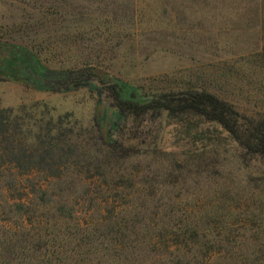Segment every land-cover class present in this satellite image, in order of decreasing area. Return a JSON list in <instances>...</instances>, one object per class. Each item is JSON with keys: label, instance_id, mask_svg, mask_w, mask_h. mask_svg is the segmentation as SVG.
Returning <instances> with one entry per match:
<instances>
[{"label": "rangeland", "instance_id": "rangeland-1", "mask_svg": "<svg viewBox=\"0 0 264 264\" xmlns=\"http://www.w3.org/2000/svg\"><path fill=\"white\" fill-rule=\"evenodd\" d=\"M0 44L48 70L106 73L148 98L204 90L264 120V0H0ZM107 101L87 88L0 82V109L24 131L40 113L88 126L112 113ZM146 119L111 129L139 146L108 185L1 167L0 264H264L261 158L198 116Z\"/></svg>", "mask_w": 264, "mask_h": 264}, {"label": "trees", "instance_id": "trees-1", "mask_svg": "<svg viewBox=\"0 0 264 264\" xmlns=\"http://www.w3.org/2000/svg\"><path fill=\"white\" fill-rule=\"evenodd\" d=\"M0 73L3 74L0 82L9 79L40 92L62 93L87 88L99 96L105 95L108 110H112L109 115L108 111L99 116L95 114L88 126L77 123L70 114L53 120L40 113L38 119H33L38 124L37 130L24 131L12 109H0V168H13L22 175L41 174L54 180L68 173L103 180L106 173L119 170L135 157L139 146L126 145L136 136L113 137L111 129L128 120L136 125L162 114L172 119L195 115L214 122L247 153L259 156L264 165V120L243 118L228 103L207 91H168L148 98L92 68L48 70L26 48L7 44H0ZM114 185L109 183V186ZM37 194L35 198L46 201L42 193ZM60 209L59 206L54 214ZM67 214L70 216L69 211ZM63 215L59 213L58 217L63 218ZM96 234L95 229L88 237L93 239ZM101 241V237H96L93 244L105 246Z\"/></svg>", "mask_w": 264, "mask_h": 264}]
</instances>
